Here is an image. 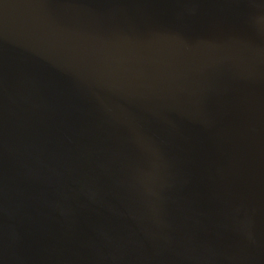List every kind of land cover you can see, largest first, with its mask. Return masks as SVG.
I'll return each instance as SVG.
<instances>
[{"label": "water", "instance_id": "95a60500", "mask_svg": "<svg viewBox=\"0 0 264 264\" xmlns=\"http://www.w3.org/2000/svg\"><path fill=\"white\" fill-rule=\"evenodd\" d=\"M0 264H264V0H0Z\"/></svg>", "mask_w": 264, "mask_h": 264}]
</instances>
